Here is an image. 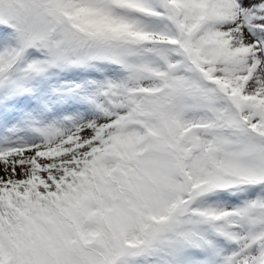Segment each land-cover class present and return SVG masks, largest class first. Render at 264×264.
I'll return each mask as SVG.
<instances>
[{"label": "snow or ice", "instance_id": "snow-or-ice-1", "mask_svg": "<svg viewBox=\"0 0 264 264\" xmlns=\"http://www.w3.org/2000/svg\"><path fill=\"white\" fill-rule=\"evenodd\" d=\"M0 264H264V0H0Z\"/></svg>", "mask_w": 264, "mask_h": 264}]
</instances>
